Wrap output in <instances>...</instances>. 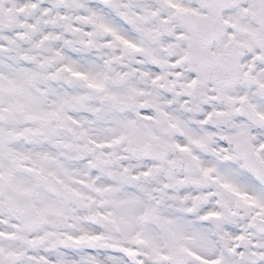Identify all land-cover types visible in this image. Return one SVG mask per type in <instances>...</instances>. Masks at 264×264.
Here are the masks:
<instances>
[{"label": "snow or ice", "instance_id": "1", "mask_svg": "<svg viewBox=\"0 0 264 264\" xmlns=\"http://www.w3.org/2000/svg\"><path fill=\"white\" fill-rule=\"evenodd\" d=\"M0 264H264V0H0Z\"/></svg>", "mask_w": 264, "mask_h": 264}]
</instances>
